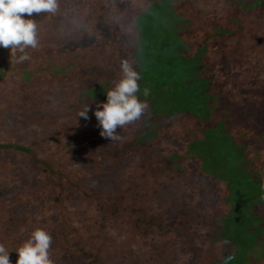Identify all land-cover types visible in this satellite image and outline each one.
<instances>
[{"label":"trees","instance_id":"1","mask_svg":"<svg viewBox=\"0 0 264 264\" xmlns=\"http://www.w3.org/2000/svg\"><path fill=\"white\" fill-rule=\"evenodd\" d=\"M59 2L25 16L28 61L0 47L12 264L37 228L54 264H264V0ZM123 59L149 108L111 141L94 113Z\"/></svg>","mask_w":264,"mask_h":264},{"label":"clouds","instance_id":"2","mask_svg":"<svg viewBox=\"0 0 264 264\" xmlns=\"http://www.w3.org/2000/svg\"><path fill=\"white\" fill-rule=\"evenodd\" d=\"M60 10L59 0H0V47L10 50V56L18 62L28 61L30 56L27 49L39 47V26L31 18L33 14H49L55 16ZM19 54V55H17ZM121 76L114 87L107 91V102L95 111L94 115L101 128L100 135L111 141L121 139L116 131L138 120L148 110L147 101L138 98L140 91L138 81L140 73L135 70L128 59L120 62ZM145 88L143 95L149 96ZM87 105L79 113V117L89 119ZM52 236L48 231L37 228L30 237L16 250V264H54L50 258ZM232 257H227L225 264ZM0 264H12L9 251L0 244Z\"/></svg>","mask_w":264,"mask_h":264},{"label":"rangeland","instance_id":"3","mask_svg":"<svg viewBox=\"0 0 264 264\" xmlns=\"http://www.w3.org/2000/svg\"><path fill=\"white\" fill-rule=\"evenodd\" d=\"M202 87H203V86H202ZM195 177H196V179H197V182L200 181V182H203V184L206 183V180H202L203 177H201V175H197V176H195ZM209 189H211V188L209 187ZM211 190H213V188H212ZM211 190L208 191V192H210V193H209L210 198H212V193H213Z\"/></svg>","mask_w":264,"mask_h":264}]
</instances>
